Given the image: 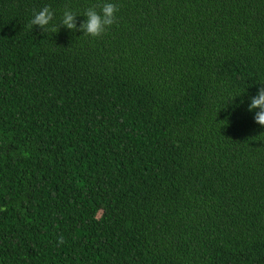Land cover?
<instances>
[{"label": "trees", "instance_id": "1", "mask_svg": "<svg viewBox=\"0 0 264 264\" xmlns=\"http://www.w3.org/2000/svg\"><path fill=\"white\" fill-rule=\"evenodd\" d=\"M261 87L264 0H0V264H264Z\"/></svg>", "mask_w": 264, "mask_h": 264}, {"label": "clouds", "instance_id": "2", "mask_svg": "<svg viewBox=\"0 0 264 264\" xmlns=\"http://www.w3.org/2000/svg\"><path fill=\"white\" fill-rule=\"evenodd\" d=\"M118 12L119 6L115 3L103 2L93 5L84 11L82 16L86 17V20L77 28V17L81 15L66 7L61 21L57 25L52 23L55 16L52 9L49 6H44L38 12L33 10L30 27L39 26L43 32L50 31L52 33H57L60 27H65L73 32H82L84 36L100 38L116 23ZM248 110L255 111V122L264 127V87H261L257 95L251 98ZM61 242L63 241L61 240Z\"/></svg>", "mask_w": 264, "mask_h": 264}]
</instances>
